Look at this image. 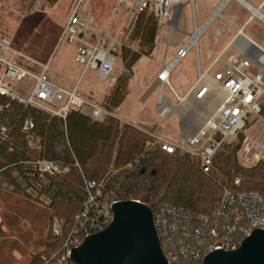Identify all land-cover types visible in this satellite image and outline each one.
<instances>
[{
  "label": "built area",
  "instance_id": "obj_1",
  "mask_svg": "<svg viewBox=\"0 0 264 264\" xmlns=\"http://www.w3.org/2000/svg\"><path fill=\"white\" fill-rule=\"evenodd\" d=\"M113 1L112 18L120 11L124 13L117 29H112L110 22L105 27H98L89 2L78 0L68 15L60 37V41L76 45V62L84 67V72L91 69L102 81L111 77L122 49L138 51L136 42L131 39L138 16L150 10L162 28L169 23L173 7V0ZM210 9V17L200 28L221 17L219 15L210 21ZM261 17L257 18L263 22ZM237 37L212 60L205 71L200 68L197 44L192 46L197 48V81L185 97L180 98L176 94L178 101L191 94L203 100L216 87L223 94L219 108L205 119L194 135L180 137L175 143L167 140L165 135L139 127L151 139L147 150L160 149L169 155L187 156L205 175L213 172L218 157L227 153L229 146L235 143L236 158L242 167L251 169L264 162V140L248 130V126L253 127L258 119L264 120V56L257 49L238 44ZM192 47L187 48L186 45L180 49L173 61L179 63ZM231 48L235 52L226 57ZM251 67L259 71L252 73L249 70ZM49 71V62L35 60L27 52L15 48L9 38L0 35V96L62 119H66L72 110L88 113L97 122H103L112 115L103 106L85 100L77 86L73 91H66L49 81ZM161 72L158 74L161 89L166 86L175 93L169 82L171 71L165 75ZM27 83L31 85L27 86ZM21 84L23 91L16 87ZM160 96L163 98L162 94ZM160 96L157 104L160 103ZM160 115L164 117V113ZM32 128V122L27 121L26 129ZM1 132L5 133V128H1ZM30 164L40 176H61L71 171L69 166L46 159H36ZM75 167L80 168L78 163ZM124 168L129 170L133 164ZM84 185L87 200L83 209L75 215L69 228H65V221L56 220L52 232L54 237H62L63 241L58 250L41 254L40 264H76L72 260L73 250L81 246L88 236L104 230L112 222L113 206L121 201L116 198L107 180L98 183L85 180ZM239 185L240 180L236 179L234 186ZM131 201L142 203L139 200ZM153 218L168 264H203L210 253L236 250L256 229H264V202L257 195L248 196L224 187L208 215H194L166 204L153 211Z\"/></svg>",
  "mask_w": 264,
  "mask_h": 264
},
{
  "label": "trees",
  "instance_id": "obj_2",
  "mask_svg": "<svg viewBox=\"0 0 264 264\" xmlns=\"http://www.w3.org/2000/svg\"><path fill=\"white\" fill-rule=\"evenodd\" d=\"M56 2L51 0L52 4ZM157 31L158 22L150 10L138 16L131 39L141 52L121 50L128 70H132L142 54L149 57L154 53ZM118 92L117 88L107 98L113 110L124 101L117 98ZM0 107V177L15 186L14 193L25 200L29 196L21 189L23 186L50 199L48 209L31 206L32 209L20 213L32 228H41V237L47 229L46 236L35 242L53 248L43 253L58 250L63 241L62 237H51L53 218L64 220L65 228H69L75 215L83 209L87 200L85 180L98 183L105 179L118 200H139L154 212L169 204L194 215H208L223 193L213 172L205 175L187 156L169 155L160 149L147 150L150 137L116 118L97 122L72 110L62 119L3 96H0ZM27 121L33 124L30 130L26 129ZM1 128H5V133ZM236 152L237 149L218 157L215 166L227 178L218 179L226 188L248 196L257 195L264 202V163L242 169L236 162ZM36 159L69 166L71 171L61 176H40L30 164ZM76 163L80 168L75 167ZM128 164H133V168L125 169ZM237 177L242 183L238 187L234 182L230 185ZM53 239L56 242L52 245ZM41 254L35 255L29 264H40Z\"/></svg>",
  "mask_w": 264,
  "mask_h": 264
},
{
  "label": "rangeland",
  "instance_id": "obj_3",
  "mask_svg": "<svg viewBox=\"0 0 264 264\" xmlns=\"http://www.w3.org/2000/svg\"><path fill=\"white\" fill-rule=\"evenodd\" d=\"M191 1L173 0L169 23L162 28L158 26L154 53L149 57L142 54L141 59L132 70L126 68L120 54L114 71L107 81L99 80L95 71L91 69L84 72V67L76 62V45L65 40L60 41L68 15L78 0H57L54 4L51 3V0H0V34L9 38L15 48L27 52L35 60L42 63L49 62L50 71L47 77L52 83L66 91H73L77 86L79 94L85 100L103 106L112 114L108 117L120 118L128 122L139 118L144 121L155 122L154 128L157 129L152 126H143L138 122L128 124L118 119L122 124L130 125L140 132L139 127L154 131L158 135H165L167 140L175 143L180 134L178 117L185 130V136H192L202 127V116L212 115L222 103V97L218 94L219 91L214 88L208 97L200 101L196 100L193 94L185 100L178 101L176 93L180 98H183L185 96L184 91L190 84L186 85L184 90H178L174 87L176 93H172L166 86L161 89V82L158 79L159 72L174 60L180 49L188 45L195 30L200 28L210 17V8L212 10L216 8L221 0H193V3ZM230 1H232L230 6L226 9L224 7L220 12L221 17L218 15V18L196 40L202 71L206 70L212 60L232 39L235 30L227 21L240 27L245 18H248L239 13L240 5L237 1ZM86 2H89V7L95 14L98 27H105L109 22L112 29L119 27L124 13L120 11L112 18L115 4L113 0H86ZM181 4H185V6L179 12V5ZM237 15L238 18L236 19L235 16ZM239 16L241 21H239ZM246 34L254 37L258 34L264 35V25L256 19L246 29ZM236 42L238 43V40ZM197 48L192 47L187 56L171 71L169 82L172 87L174 86V75L186 71L192 66L197 70L195 52ZM137 49L141 52L138 44ZM234 52L232 48L229 49L226 57ZM26 85L30 86L31 84L27 83ZM16 87L23 91L22 84ZM125 87H127L126 90ZM117 88L119 90L117 98H124V101L119 105V110H117L118 108L113 110L107 98ZM153 93L154 101L151 99ZM160 94L163 98H169L170 95V99L173 101L170 103L171 105L165 107V110H162L166 118L171 113L173 114L169 120L161 121L155 113V98L157 97L158 100ZM162 105L160 100L157 106L160 108L163 107ZM141 107L143 110L140 113ZM248 130L250 134L264 140L263 118L258 119L253 127L248 126ZM236 144L229 146L227 154L236 151ZM235 159L238 166L248 170L238 163L236 156ZM213 173L217 177V184L223 190L226 184L218 177L227 178L221 175L217 164ZM236 179L242 183L240 177L235 178L234 181ZM14 187L0 177V264H29L35 255H40L53 248L35 243L36 240L46 236L47 229H44V224L42 225L44 230L41 237L39 235L41 228H36V230L32 228V225L25 222L20 213L23 214L27 208L32 209L31 206L48 209L50 199L44 195L39 196L32 188L23 186L21 189L29 196V199L25 200L22 196L14 193ZM56 220L62 219L53 218L50 224L51 237L54 236L52 231ZM54 242L56 240L53 239L52 245Z\"/></svg>",
  "mask_w": 264,
  "mask_h": 264
},
{
  "label": "water",
  "instance_id": "obj_4",
  "mask_svg": "<svg viewBox=\"0 0 264 264\" xmlns=\"http://www.w3.org/2000/svg\"><path fill=\"white\" fill-rule=\"evenodd\" d=\"M72 260L76 264H168L152 209L131 200L114 204L112 222L74 249ZM203 264H264V229H256L236 250L210 253Z\"/></svg>",
  "mask_w": 264,
  "mask_h": 264
},
{
  "label": "crops",
  "instance_id": "obj_5",
  "mask_svg": "<svg viewBox=\"0 0 264 264\" xmlns=\"http://www.w3.org/2000/svg\"><path fill=\"white\" fill-rule=\"evenodd\" d=\"M236 1V0H235ZM245 5H247L248 7H246L243 3H240L237 1V3L240 5V14L244 15L245 17L247 16L248 18L246 19L245 18V21L244 23L249 20L248 24L246 26H244V23L240 26V27H237V26H234L232 23H230L229 21L228 24L231 26V28H233L235 30V33L233 34V37L232 39L230 40V42L220 51L222 52L230 43L231 41L239 36L240 34L245 38L246 41H243V40H240L238 41V44L240 45H243V46H246L248 48H254V49H257V51L260 53L261 56H264V35L262 34H258L256 37L254 36H250L248 34H246V29L249 27L250 24H252L256 19H258L256 17V15L254 14L253 11H257L264 19V0H241ZM232 1H230L226 6H225V9L228 8L230 6V3ZM185 6V4H181L179 5V8L180 9V12L182 11V8ZM250 7V8H249ZM235 18L237 19L238 18V15L235 16ZM239 19H240V16H239ZM238 19V20H239ZM242 19H240L239 21H241ZM259 20V19H258ZM238 21V22H239ZM260 21V20H259ZM262 22V21H261ZM262 24L264 25V21L262 22ZM242 31V33L239 34V32ZM229 51V50H228ZM256 51V50H255ZM233 54V53H232ZM199 64H200V60H199ZM197 66V65H196ZM252 73H256L259 71L258 68L256 67H251L249 69ZM197 81V70H195V68L192 66L190 69L186 70V71H183V72H180L179 74H176L173 76V83H174V86H173V89L176 93V89L178 90H184V87L188 84L189 87L187 88V90L184 91V95L186 96V94L188 93V91L195 86V83ZM175 87V88H174ZM215 90H218L216 89L215 87ZM219 91V90H218ZM177 94V93H176ZM219 96H223L222 93H220L219 91ZM109 96V95H108ZM179 96V95H178ZM184 96V97H185ZM194 98L196 99V97L194 96ZM152 101H154V93L151 97ZM198 100V99H196ZM157 97L155 98V113L157 115V117L161 120V121H165V120H169L172 118L173 114L171 113V115L166 118L165 116L164 117H161V113H163L162 110H165V107H167L168 105H171L170 103H173V101L170 99V95H169V98H164V104H163V107L162 108H159L157 106ZM200 101V100H199ZM120 108V107H119ZM119 108L117 110H119ZM143 110V107H141L139 109L140 113L142 112ZM203 117V122L205 121V119L207 118L202 116ZM118 118V117H117ZM120 119V118H118ZM122 120L123 122L125 123H128V124H134L135 122H138L140 123L141 125L143 126H147V127H155L156 126V123L155 122H152V121H144L142 120L141 118L137 119V120H133L132 122H128V121H125L123 119H120ZM178 126L180 128V134H179V138L180 137H190V136H185V130L183 129L182 125L180 124V120H179V117H178ZM154 129H157V128H154Z\"/></svg>",
  "mask_w": 264,
  "mask_h": 264
},
{
  "label": "bare ground",
  "instance_id": "obj_6",
  "mask_svg": "<svg viewBox=\"0 0 264 264\" xmlns=\"http://www.w3.org/2000/svg\"><path fill=\"white\" fill-rule=\"evenodd\" d=\"M230 0H221L220 1V3H219V5L216 7V8H214L213 10H212V17H211V19H210V21L213 19H215L219 14H221L220 12L222 11V9L227 5V3L229 2ZM236 1H238V2H240V3H243L241 0H236ZM244 4V3H243ZM245 5V4H244ZM246 7H248L247 5H245ZM250 8V7H249ZM254 12V14L257 16V17H261V15L257 12V11H253ZM262 18V17H261ZM210 24V23H209ZM209 24L207 23L205 26H203V27H201V28H198V29H196L195 30V32H194V34L192 35V37H191V40H190V42L188 43V45H187V48L188 47H192V45H195V43L197 44V38L204 32V30L209 26ZM244 39V40H243ZM240 41V40H243V41H246L245 40V38L240 34L238 37H237V39H236V41ZM178 64V61L176 60V61H173V63L169 66H167V68L165 67V68H163L162 69V72L161 73H163V75H165V74H167V73H169L170 71H172L173 70V68H175V66ZM213 90V89H212ZM187 98V97H186ZM185 98V99H186ZM185 99H183V100H185ZM160 100H161V103L162 104H164V99L163 98H161L160 97Z\"/></svg>",
  "mask_w": 264,
  "mask_h": 264
}]
</instances>
